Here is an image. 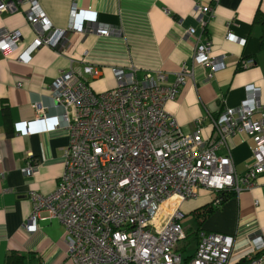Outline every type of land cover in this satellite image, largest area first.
I'll list each match as a JSON object with an SVG mask.
<instances>
[{
	"label": "built area",
	"instance_id": "obj_1",
	"mask_svg": "<svg viewBox=\"0 0 264 264\" xmlns=\"http://www.w3.org/2000/svg\"><path fill=\"white\" fill-rule=\"evenodd\" d=\"M18 11L23 12L35 35L29 51L49 47L62 53L67 33L111 34L109 26L90 22L75 5L69 12L67 29L57 30L38 0H0V14ZM197 12V22L203 28V15L211 9L202 7ZM186 35L196 41L193 64L205 66L211 73L225 66L224 57L212 56L211 43H200L193 28L186 30ZM225 39L234 37L227 32ZM20 41L19 31L0 30V53L6 58L18 53ZM25 56L15 59L27 64ZM252 64V60H245L241 67ZM111 71L116 86L103 93H95L88 85L86 76L98 75L91 66L61 71L50 86L61 109L59 117L48 119L39 104L33 106L36 120L50 130L62 128L68 133L69 145L62 152L63 171L54 191L29 194L32 210L24 229L33 233L37 220L56 219L64 227L62 242L69 264H181L178 245L185 233L177 202L195 199L200 189L239 194L251 189L264 174L261 90L246 86L238 107L211 118L212 135L204 140L200 127L185 134L164 109L191 78L184 64L169 85L164 72L146 73L138 80L134 67ZM19 127L28 133L27 123ZM235 133H245L254 141V162L242 175L236 173L229 153L218 155ZM34 169L29 163L22 172ZM172 198L174 202L168 204ZM220 202L218 197L213 203ZM197 239L188 264H228L232 236L199 233ZM249 241L253 256L248 257V264H264V234Z\"/></svg>",
	"mask_w": 264,
	"mask_h": 264
},
{
	"label": "crops",
	"instance_id": "obj_2",
	"mask_svg": "<svg viewBox=\"0 0 264 264\" xmlns=\"http://www.w3.org/2000/svg\"><path fill=\"white\" fill-rule=\"evenodd\" d=\"M38 1L54 29H67L69 12L75 5L90 22L109 26L111 34L67 33L62 53L49 47L29 51L35 35L23 12L0 14V30H15L21 35L18 53L9 58L0 53V264H7L9 254L22 257L21 264H69L62 242L64 227L56 219L37 220L33 233L24 229L32 210L29 194L53 192L63 171L62 152L69 145L68 133L62 128L50 130L36 120L33 108L39 104L48 119L60 116L50 86L61 71L91 66L98 75L86 76L88 85L95 93H103L116 86L114 68L134 67L138 80L146 73L164 72L169 85L184 64L191 78L164 109L175 117L183 133L200 127L204 140L212 135L211 118L238 107L246 86L259 87L264 103V0ZM202 7L211 9L203 15V28L197 22V9ZM189 28L194 29L200 43H211L212 56L224 57L221 70L211 73L209 68L193 64L196 41L187 37ZM227 32L234 40L225 39ZM20 54L27 58V64L15 59ZM245 60L253 64L242 68ZM4 107L7 111L3 114ZM24 122L27 134L19 130ZM253 148L251 136L235 133L218 155L229 153L236 173L242 175L254 162ZM29 163L34 171L23 174ZM216 198L218 193L200 189L195 199L177 202L186 237L178 245L181 264L192 258L197 232L234 238L228 264H248V257L253 256L249 239L264 234V174L251 189L232 194L217 207L213 203ZM172 202L174 199L168 204ZM189 215L192 218H186ZM191 238L196 246L187 251Z\"/></svg>",
	"mask_w": 264,
	"mask_h": 264
},
{
	"label": "trees",
	"instance_id": "obj_3",
	"mask_svg": "<svg viewBox=\"0 0 264 264\" xmlns=\"http://www.w3.org/2000/svg\"><path fill=\"white\" fill-rule=\"evenodd\" d=\"M256 18H260V17H256ZM261 19V18H260ZM262 20V22H264V19H261ZM7 111V108H2V112H3V114L5 113ZM232 194H234L233 192H219L218 193V197H220L221 198V202H220V204L223 202V201H225V200H227L228 198H230L231 197V195ZM219 204V205H220ZM219 205H216L215 207H217V206H219ZM196 235H198V232H197V234ZM186 238V237H185ZM197 238V237H196ZM180 250H181V248H180ZM21 258L22 257H20V256H16V255H14V254H9V256L7 257V264H21L22 263V261L20 262V260H21Z\"/></svg>",
	"mask_w": 264,
	"mask_h": 264
},
{
	"label": "rangeland",
	"instance_id": "obj_4",
	"mask_svg": "<svg viewBox=\"0 0 264 264\" xmlns=\"http://www.w3.org/2000/svg\"><path fill=\"white\" fill-rule=\"evenodd\" d=\"M189 217L192 218V216H190V215L188 217H186V218H189ZM180 244H183V242L180 243ZM195 246H196V242H195L194 239L191 238L190 241H189V244H187V247H186L187 251H190V250L194 249Z\"/></svg>",
	"mask_w": 264,
	"mask_h": 264
},
{
	"label": "bare ground",
	"instance_id": "obj_5",
	"mask_svg": "<svg viewBox=\"0 0 264 264\" xmlns=\"http://www.w3.org/2000/svg\"><path fill=\"white\" fill-rule=\"evenodd\" d=\"M221 69H222V68H220L219 70H221ZM173 199H174V198L170 199L169 201H171V200H173ZM169 201H168V202H169Z\"/></svg>",
	"mask_w": 264,
	"mask_h": 264
}]
</instances>
